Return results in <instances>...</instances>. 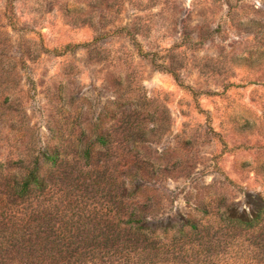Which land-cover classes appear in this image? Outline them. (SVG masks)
I'll list each match as a JSON object with an SVG mask.
<instances>
[{
    "label": "rangeland",
    "instance_id": "1",
    "mask_svg": "<svg viewBox=\"0 0 264 264\" xmlns=\"http://www.w3.org/2000/svg\"><path fill=\"white\" fill-rule=\"evenodd\" d=\"M155 2L0 0V165L110 132L123 173L132 155L144 165L136 203L152 223L217 226L264 201V0ZM139 131L151 143L133 150ZM74 147L44 197H13L0 168V236L17 264H68L115 235L120 207L72 164ZM112 155L95 166H117Z\"/></svg>",
    "mask_w": 264,
    "mask_h": 264
},
{
    "label": "trees",
    "instance_id": "2",
    "mask_svg": "<svg viewBox=\"0 0 264 264\" xmlns=\"http://www.w3.org/2000/svg\"><path fill=\"white\" fill-rule=\"evenodd\" d=\"M153 1L149 0V4L155 6L157 2ZM227 4L232 11L233 3L227 1ZM138 32L134 30L137 35ZM169 73L178 79L175 72ZM135 120L128 119L127 127L133 129ZM145 136L141 131L129 132L127 140L134 150L140 144L151 143ZM64 142L55 148H45L37 157L20 155L17 160L1 163L2 174H6L3 175L4 182L13 197H44L48 192H54L53 188L62 180L55 177L54 170L65 162L69 163L66 159L74 147ZM112 150L110 132H102L94 141L72 150L75 158L72 164L80 168L85 162L91 167L87 175L100 179L110 189L109 203L113 206L118 204L120 212L117 222L107 225V231L115 235H104L103 241L91 242V247L82 250L68 264H264V201L250 214L226 208L218 214L222 223L217 226L184 220L180 224L171 221L152 223V211L136 203L139 188L135 183L141 176L148 175L144 165L132 155L126 160L123 173L122 160L119 154L112 155ZM101 153L112 155L118 162L117 166L105 161L101 167H96L98 164L94 160ZM123 176L130 181H123ZM203 213L210 214L207 208ZM0 227V233L7 232L2 222ZM16 259L8 240L0 236V264H17Z\"/></svg>",
    "mask_w": 264,
    "mask_h": 264
}]
</instances>
